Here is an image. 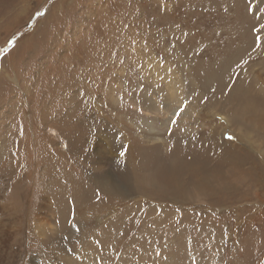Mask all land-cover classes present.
Masks as SVG:
<instances>
[{"label":"rangeland","instance_id":"374dc122","mask_svg":"<svg viewBox=\"0 0 264 264\" xmlns=\"http://www.w3.org/2000/svg\"><path fill=\"white\" fill-rule=\"evenodd\" d=\"M261 29L264 0H0V264H264Z\"/></svg>","mask_w":264,"mask_h":264},{"label":"snow or ice","instance_id":"6c2138e0","mask_svg":"<svg viewBox=\"0 0 264 264\" xmlns=\"http://www.w3.org/2000/svg\"><path fill=\"white\" fill-rule=\"evenodd\" d=\"M261 31H264V29H261ZM257 38H259V33H257ZM211 91H215V89L213 88V89H211ZM205 102H207L206 101V99H205ZM187 110V105L186 104H184V105H178L177 106V108L174 110V112H173V116L176 118V119H171L170 121H169V123H172V124H175V123H177L178 122V119L181 117V115L185 112ZM229 139H234V137H229Z\"/></svg>","mask_w":264,"mask_h":264},{"label":"bare ground","instance_id":"6f19581e","mask_svg":"<svg viewBox=\"0 0 264 264\" xmlns=\"http://www.w3.org/2000/svg\"><path fill=\"white\" fill-rule=\"evenodd\" d=\"M175 187V186H174Z\"/></svg>","mask_w":264,"mask_h":264}]
</instances>
